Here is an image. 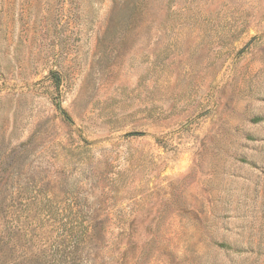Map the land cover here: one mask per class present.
I'll use <instances>...</instances> for the list:
<instances>
[{"label": "rangeland", "instance_id": "rangeland-1", "mask_svg": "<svg viewBox=\"0 0 264 264\" xmlns=\"http://www.w3.org/2000/svg\"><path fill=\"white\" fill-rule=\"evenodd\" d=\"M48 198L87 264H264V0H0V264Z\"/></svg>", "mask_w": 264, "mask_h": 264}, {"label": "trees", "instance_id": "trees-1", "mask_svg": "<svg viewBox=\"0 0 264 264\" xmlns=\"http://www.w3.org/2000/svg\"><path fill=\"white\" fill-rule=\"evenodd\" d=\"M54 201L48 198L44 203L41 211L47 218H32L33 222H42L40 227L46 225L51 233L30 237V248L26 245H19L15 234L16 226L11 222L8 233V243H11L13 254L20 249L26 255L28 260L33 264H87L89 259L87 254L83 253L82 246L88 241L89 233L92 229V218H58V211L54 210ZM73 214L74 212H70ZM9 222V220H8ZM7 222V223H8ZM47 235V236H45ZM0 235V245L4 243V239ZM3 242V243H2ZM27 250V251H26ZM11 264H19L18 256H14Z\"/></svg>", "mask_w": 264, "mask_h": 264}]
</instances>
